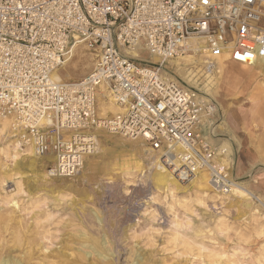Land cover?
I'll list each match as a JSON object with an SVG mask.
<instances>
[{
    "label": "built area",
    "instance_id": "built-area-1",
    "mask_svg": "<svg viewBox=\"0 0 264 264\" xmlns=\"http://www.w3.org/2000/svg\"><path fill=\"white\" fill-rule=\"evenodd\" d=\"M76 45L94 56L91 72L57 80ZM188 54L199 66L190 82L167 67ZM263 58L264 0H0V125L10 120L20 150L33 144L38 156H57L50 173L66 177L79 171L91 129L117 127L186 177L206 170L225 196L240 181L230 149L213 139L222 119L203 79L221 60ZM101 87L123 110L110 120L117 124L98 118Z\"/></svg>",
    "mask_w": 264,
    "mask_h": 264
},
{
    "label": "rangeland",
    "instance_id": "rangeland-1",
    "mask_svg": "<svg viewBox=\"0 0 264 264\" xmlns=\"http://www.w3.org/2000/svg\"><path fill=\"white\" fill-rule=\"evenodd\" d=\"M80 48L81 63L60 70L61 75L70 73L66 79L80 80L94 66L89 51ZM143 57L150 56L145 52ZM222 76L225 89L219 95L201 89L218 101L222 120L230 111L235 122L217 130L213 139L231 145L236 171L245 156L232 129L246 145L253 141L256 161L243 176H236L264 198L248 183L250 173L264 170V70L242 71L229 62ZM8 143L0 135V264L4 259L22 264H264V208L254 200L231 205L215 192L203 197L193 185H183L191 177H184L181 166L176 171L182 175L179 189L159 187L152 174L160 154L140 156L131 144L109 141L75 175L56 180L51 165L31 168L25 151L17 147L15 152V142ZM16 157L24 162L18 168Z\"/></svg>",
    "mask_w": 264,
    "mask_h": 264
},
{
    "label": "bare ground",
    "instance_id": "bare-ground-1",
    "mask_svg": "<svg viewBox=\"0 0 264 264\" xmlns=\"http://www.w3.org/2000/svg\"><path fill=\"white\" fill-rule=\"evenodd\" d=\"M81 45H76L73 47L72 49V53L71 55L67 58L66 62L63 65V70L68 68L70 65L73 67H77L79 65V63H81L82 58H83V54H82V48H80ZM85 47V46H84ZM137 52H135L134 55H136ZM85 55V54H84ZM141 55V54H140ZM90 58L92 60V62H95V58L92 54H90ZM152 61H157L158 58L157 57H153L151 58ZM170 68H175V72L181 76L183 79L187 80L188 82L191 81V77L190 75L193 74V70H190V67L192 65H195L197 63V57L194 55H179L176 58H172L170 59ZM229 62H223L222 60L219 62V65L217 66V74H215V76L212 75H207L206 76V82L204 84L203 87L207 88V91L214 95L217 96L219 95V93L225 89V87H223V76H222V71L225 70V67H227ZM233 63V62H231ZM240 65V64H239ZM93 66L92 64H89V68ZM242 71L244 70H248L251 69V71H257V72H262L264 70V58L255 61L252 65H240ZM229 70V69H228ZM241 71V70H240ZM224 73V72H223ZM240 74V73H238ZM237 74V75H238ZM170 74H168L169 76ZM53 76L57 79V80H69L66 79V77L71 76L70 73H66L65 75H61L60 70L54 72ZM240 76V75H239ZM238 76V77H239ZM216 85V86H215ZM228 86V85H227ZM229 89V88H228ZM231 90V89H230ZM220 91V92H219ZM99 96H101L100 99V104L98 106V101H97V112H98V107L100 109V112H98L99 117L98 118H102V119H106L107 122L105 123H110V124H117L115 122H110V120L112 119H117L118 116L120 114L123 113V110L118 107L111 99L108 90L105 87H101L98 90V98ZM216 101V100H215ZM218 102V101H216ZM218 105V104H217ZM257 106V105H256ZM219 107V106H218ZM230 112V111H229ZM235 114V113H234ZM231 119V118H229ZM235 119V118H233ZM50 122L48 118H44L41 123H47ZM10 120L8 118L2 120L1 125H0V135H4V140L5 141H9L10 143H14L15 147V152L18 151L17 150V139L14 138V133L13 131L10 129ZM225 125L230 126L231 124L226 121V119L221 120V122L218 124V127L222 129V127H224ZM106 125L100 127H97L95 133H90V135H93L91 138H87L86 140H92V141H88V144L86 145L85 149L86 151L80 154L79 157V165L80 166H84L85 165V160L88 158L87 164H89L90 155H93L95 153H99V151H103L105 150V145L107 144V142H112L115 143L117 145H127V144H131V146L133 147V151L135 150L140 156H147L148 158H151L150 155L151 154H160V151L156 150L157 152H155L154 150H152L150 148V146L147 144L148 142H146L144 137H127L124 136L123 134H120L118 132H113L111 131L114 128L117 127H108V128H104ZM231 127V126H230ZM235 128V127H234ZM110 129V130H109ZM229 130V128H228ZM231 131V130H230ZM238 131V130H237ZM233 132V139L234 141L237 142L238 145H240L241 148H250L248 149V152H253V149H251L254 144L253 141L251 142L250 140H248V145H245L243 143V141L241 142L236 134H235V130L232 129ZM120 134V135H119ZM97 136H101L104 138H99ZM125 138V139H124ZM8 143V144H10ZM7 144V142H6ZM18 144V143H17ZM226 147H231V145L226 141L225 143ZM148 145V146H147ZM252 145V146H251ZM127 147V146H126ZM254 148V147H253ZM231 149V148H230ZM25 151V154L23 153L24 156H26L24 158V160H27V165L30 166L31 168L34 166L36 168H44L45 164H49L51 165V167H56L57 164V156H55L54 154L52 155H48L47 158H50V161H53L50 163L46 161L45 158H42L40 156L37 155L35 147L33 144H29L26 145V148L23 149ZM128 150V149H127ZM229 150V149H228ZM243 150V149H242ZM129 151V150H128ZM247 152V151H246ZM247 152V153H248ZM126 153V152H125ZM121 154V153H119ZM133 155V154H132ZM249 155V154H247ZM105 156V155H104ZM122 156V155H121ZM134 156V155H133ZM251 156V155H250ZM249 156V157H250ZM123 157V156H122ZM159 160L156 163V167L154 168L152 177L154 180L157 181L159 187L165 188L167 187H176L177 189H179L181 187V185L183 183L181 182V177L182 175H178L176 173V171H178L180 169V165L179 163L175 162L172 163L174 164L173 167H175V169L170 168L169 166L165 165L162 161L161 155L158 156ZM246 158V157H245ZM255 158V157H254ZM254 158H248L246 160H242L240 158L239 165L242 166L243 162L247 163V164H252L253 162L256 161ZM20 159V158H19ZM18 157L15 158V161L17 163L16 167L18 168L19 166L23 165V163H21L19 161ZM22 159V158H21ZM261 159V158H260ZM23 160V161H24ZM123 160V159H122ZM126 160V159H124ZM156 160V159H155ZM120 161V160H119ZM129 161V160H128ZM135 161V160H134ZM142 161V160H140ZM262 163V159L260 160ZM136 162V161H135ZM153 162V161H152ZM118 163V162H117ZM127 163V162H126ZM129 163V162H128ZM127 163V164H128ZM134 163V162H133ZM151 163V162H149ZM14 164V165H15ZM96 164V163H95ZM119 164V163H118ZM121 164V163H120ZM119 164V165H120ZM144 164V163H143ZM98 165V164H97ZM124 165V164H123ZM126 165V164H125ZM137 166H139L140 168H142L141 165H139V163H136ZM135 165V166H136ZM153 165V164H150ZM251 165V166H252ZM262 165V164H261ZM114 166V165H113ZM238 166V165H237ZM97 167V166H96ZM123 167V166H121ZM136 167V168H139ZM154 167V166H153ZM239 167V166H238ZM89 168V167H88ZM115 168V167H114ZM130 168V167H129ZM151 168V167H150ZM1 169V168H0ZM113 169V168H112ZM120 169V167H119ZM2 170V169H1ZM7 170V169H6ZM107 171V170H106ZM113 171V170H111ZM140 171V170H139ZM182 171V170H181ZM27 172V171H26ZM53 172V171H51ZM130 172V171H129ZM4 173V171H0V177L2 176V174ZM117 173V172H116ZM126 173V172H125ZM123 173V174H125ZM182 174L184 173L183 171L181 172ZM52 175V174H51ZM53 178H56V180H61L60 178H67L64 175H60V174H54L53 173ZM126 175V174H125ZM184 175V174H183ZM46 176V175H45ZM189 176V175H188ZM184 177H186V175H184ZM191 178L189 180H191L188 183H184L183 185L187 186L190 184L193 185L196 189V191L198 193H200L203 197L205 196H212V189L209 185V177H208V173L206 172V170L201 169L199 170L197 166L193 167V173L192 176H190ZM58 178V179H57ZM70 179V178H69ZM113 179V178H112ZM178 180H180V182H178ZM69 181V180H68ZM65 182V181H64ZM71 182V181H69ZM66 184V183H65ZM71 184V183H70ZM75 184V182H74ZM60 186V185H59ZM71 186V185H70ZM65 187V186H64ZM74 190V189H73ZM220 195V194H219ZM223 196V195H220ZM226 199H229L230 201H228V204H233L235 202H240V201H248V203H250V201H256L257 203H259L263 208H264V198H262L261 196L256 195L251 188L249 189L247 187V185H245L243 182H238V184L236 185V187L233 189L231 194H228L227 196H223ZM239 199V200H238ZM226 202V201H225ZM224 202V203H225ZM226 203V204H227ZM237 205V204H236ZM91 239V238H90ZM104 242V241H103ZM98 243V241L96 242ZM106 243V241L104 242V244ZM92 247V246H91ZM99 247V246H98ZM97 247V248H98ZM101 250V249H100ZM88 254V253H86ZM91 254V253H90ZM100 255L103 256V254L100 253ZM2 264H22L21 261L19 260H9V259H4V261L2 262Z\"/></svg>",
    "mask_w": 264,
    "mask_h": 264
},
{
    "label": "crops",
    "instance_id": "crops-1",
    "mask_svg": "<svg viewBox=\"0 0 264 264\" xmlns=\"http://www.w3.org/2000/svg\"><path fill=\"white\" fill-rule=\"evenodd\" d=\"M229 118H231V119H229ZM233 118H235V114L233 112H229L228 111L227 115H226V121H228L231 124V122H233V121L235 122V119H233ZM220 129L221 128L217 127V130H220ZM244 144L246 145V142ZM241 149H243L244 156L246 157V158L245 157H240L242 160H246L248 158H251V159L253 158L252 154H254V152H252V151L248 152V148H246V147L241 148ZM247 154H249V155H247ZM240 158H239V161H240ZM249 165L250 164H247V163L243 162L242 166H240L239 162H238V166L239 167L237 166V171H236V167L234 165V170L233 171H234L235 176H236V173H237V175L240 174L239 177L243 176L246 173V171L248 170L247 166H249ZM249 167H253V166H249ZM249 175H252V177H251V179H249L248 183L252 186V188L257 193H259L260 195H262L264 197V170L255 172L254 174L250 173Z\"/></svg>",
    "mask_w": 264,
    "mask_h": 264
},
{
    "label": "snow or ice",
    "instance_id": "snow-or-ice-1",
    "mask_svg": "<svg viewBox=\"0 0 264 264\" xmlns=\"http://www.w3.org/2000/svg\"><path fill=\"white\" fill-rule=\"evenodd\" d=\"M205 2H207V0H205Z\"/></svg>",
    "mask_w": 264,
    "mask_h": 264
}]
</instances>
